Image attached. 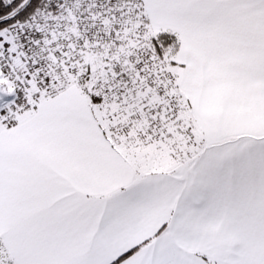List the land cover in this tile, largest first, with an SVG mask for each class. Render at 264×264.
Segmentation results:
<instances>
[{
    "label": "snow or ice",
    "instance_id": "1",
    "mask_svg": "<svg viewBox=\"0 0 264 264\" xmlns=\"http://www.w3.org/2000/svg\"><path fill=\"white\" fill-rule=\"evenodd\" d=\"M0 264H264V0H0Z\"/></svg>",
    "mask_w": 264,
    "mask_h": 264
}]
</instances>
